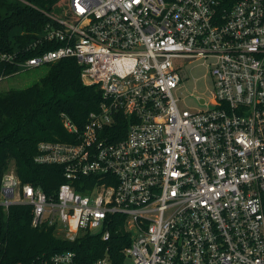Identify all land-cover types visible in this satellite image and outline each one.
Instances as JSON below:
<instances>
[{"label":"built area","instance_id":"1","mask_svg":"<svg viewBox=\"0 0 264 264\" xmlns=\"http://www.w3.org/2000/svg\"><path fill=\"white\" fill-rule=\"evenodd\" d=\"M62 1L31 45H0V65L75 58L104 100L81 129L62 114L75 141L39 144L35 162L63 169L55 195L8 170L0 205L71 242L123 227L121 254L90 264H264V0ZM195 62L213 88L181 110ZM32 264L86 263L66 250Z\"/></svg>","mask_w":264,"mask_h":264},{"label":"trees","instance_id":"2","mask_svg":"<svg viewBox=\"0 0 264 264\" xmlns=\"http://www.w3.org/2000/svg\"><path fill=\"white\" fill-rule=\"evenodd\" d=\"M21 1L25 4L0 0V45L8 50L31 45L50 22L45 13L59 14L63 5L62 0ZM58 47L52 43L47 49ZM41 51L36 47L23 56L32 58ZM18 72L14 65H0V81ZM103 97L97 85L84 83L82 67L75 58L47 65L46 74L33 86L1 91L0 188L13 163L22 184L30 183L49 196L55 195L66 181L63 169L37 164L38 146L45 141H75L63 124L62 114L81 129L89 114L100 108ZM32 219L33 209L28 205H12L8 210L0 205V264H32L66 250L76 252L83 263L90 264L106 256L107 248L111 257L119 256L129 242L123 227L109 241L88 234L71 242L56 236L53 227H33Z\"/></svg>","mask_w":264,"mask_h":264},{"label":"rangeland","instance_id":"3","mask_svg":"<svg viewBox=\"0 0 264 264\" xmlns=\"http://www.w3.org/2000/svg\"><path fill=\"white\" fill-rule=\"evenodd\" d=\"M17 5H24L21 0H13ZM47 65L27 70H20L17 74L7 77L0 81V92L9 90H20L33 86L40 81L46 74ZM189 77L181 88L175 92V96L180 98L179 107L181 110L205 109L198 104L195 96L209 95L213 88V80L207 70L201 65V62H195L190 65L188 71ZM193 94V96H192ZM9 170H14V164L11 163ZM129 262V261H128Z\"/></svg>","mask_w":264,"mask_h":264}]
</instances>
